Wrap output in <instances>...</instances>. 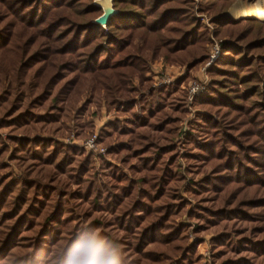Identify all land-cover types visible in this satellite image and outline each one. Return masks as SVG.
Segmentation results:
<instances>
[{
    "label": "trees",
    "instance_id": "trees-1",
    "mask_svg": "<svg viewBox=\"0 0 264 264\" xmlns=\"http://www.w3.org/2000/svg\"><path fill=\"white\" fill-rule=\"evenodd\" d=\"M236 0H204L221 54L196 100L187 171L198 206L195 234L214 232L220 264H264V10ZM94 0H0L1 127L12 133V161L22 176L0 182V264H71L91 242L115 250L122 264H194L184 211V181L170 131L182 120L179 82L150 89V63L187 72L207 59L208 29L192 0H112L105 27ZM254 17V18H253ZM256 17V18H255ZM261 20V21H259ZM263 20V21H262ZM138 79L142 91L133 87ZM90 90L128 115L99 141L124 139L107 155L128 168L33 134H54L71 94ZM6 147L0 138V172Z\"/></svg>",
    "mask_w": 264,
    "mask_h": 264
},
{
    "label": "rangeland",
    "instance_id": "rangeland-1",
    "mask_svg": "<svg viewBox=\"0 0 264 264\" xmlns=\"http://www.w3.org/2000/svg\"><path fill=\"white\" fill-rule=\"evenodd\" d=\"M203 2L204 0L198 1L197 10L195 9V4L193 2V13L194 17L202 25H204L209 32L210 40L206 47L207 59L202 64H200L196 70L192 72H187L184 68V73L182 74H180V70H178L177 72L168 73V69L163 67H183L169 66L164 64L162 60H156L160 61L163 67L158 71L159 73H154L152 70V65L156 61H153L150 63V70L146 73V78H148L149 81L147 84L144 83L143 86H147L150 89H157L166 86H173L179 82V88L183 93L185 101V113L182 120H180L170 131L171 143L173 144V152L164 157L165 162H171L175 160L177 167L180 170V174L182 175V178L184 180L179 188L178 193L184 203L185 209L180 215L175 217L174 222L177 225L187 227L189 229L187 235V246L195 245L196 247L194 264H220V261L213 260L211 249V240L218 236L214 232H201L199 234H195V223L192 219H190L189 215L191 210L197 207L198 204L190 192V183L193 178L187 171L188 159L186 157V153L188 151V145L186 143V140L192 129H195L197 127L196 120L198 114L203 113L202 109L197 105L196 100L204 95L207 91V87L210 82L208 70L218 60L221 54L220 53L216 60H214V62L206 68V64L210 56V50L213 45V40H216V42L219 43L220 52L221 40L216 39L213 35V27L211 23L212 17L206 11H202ZM262 5H264V1L262 0H236L228 8L226 14H228L229 18L235 20L247 18L234 17L233 15L241 8L246 7H250L252 10H264V8L258 7ZM166 79L172 80L173 83H167L162 86L158 85L159 82H163ZM203 80H206V85L204 87L203 93L189 100L188 88L190 84L194 82H203ZM5 87L6 86L0 88V95L4 92ZM133 87L138 91L137 95H133L134 97H137L142 93L143 90H141L140 88L138 79L133 82ZM101 97H96L94 96V94L92 95L90 90H88L87 92L84 91L83 93L71 94L68 100L69 108L67 109V112L63 114V117L59 119V126L55 127L54 134L40 132L37 134H33L32 137L40 135V137L53 140L58 144L80 149L84 153V156L91 157L93 162L92 170L96 172L99 171L101 163L105 161L112 165H115L118 168H121L126 174L129 175L128 168L135 164L134 160L130 161L127 164H124L122 157L116 159L107 155L108 147H113L118 142L125 140L122 138L118 139L113 136L110 140L106 139L102 140L101 142L99 141V138L105 126L115 122H119L120 124H122L128 119V115L120 113V109H117L116 107L108 108L105 100L101 99ZM2 120H5V117L0 114V124ZM15 135L16 133H12L7 127L3 128L0 126V138L2 139L3 144L6 147V152L2 157L3 169L0 172V182L2 179L4 180L10 177L13 179H17L22 176V173L12 161L13 147L11 137ZM94 137L95 147L90 150L86 147L85 144L88 140L93 139Z\"/></svg>",
    "mask_w": 264,
    "mask_h": 264
},
{
    "label": "clouds",
    "instance_id": "clouds-1",
    "mask_svg": "<svg viewBox=\"0 0 264 264\" xmlns=\"http://www.w3.org/2000/svg\"><path fill=\"white\" fill-rule=\"evenodd\" d=\"M71 264H122V262L115 250L93 241L76 254Z\"/></svg>",
    "mask_w": 264,
    "mask_h": 264
},
{
    "label": "built area",
    "instance_id": "built-area-1",
    "mask_svg": "<svg viewBox=\"0 0 264 264\" xmlns=\"http://www.w3.org/2000/svg\"><path fill=\"white\" fill-rule=\"evenodd\" d=\"M195 4V9L197 10L198 7V1L199 0H192ZM220 54V49H219V43L216 42V40H213V45L212 48L210 50V56L208 58V62L206 64V68L209 67L214 60H216V58L219 56ZM204 70V69H203ZM160 78V77H157ZM167 83H173L172 80L170 79H166L163 82H159L158 85L162 86L165 85ZM206 85V80H203V82H194L192 84H190L189 88H188V94H189V100L195 98L196 96L200 95L201 93H203L204 87ZM95 137L93 139H90L87 141V143L85 144L86 147L90 150H92L95 147V143H94Z\"/></svg>",
    "mask_w": 264,
    "mask_h": 264
},
{
    "label": "water",
    "instance_id": "water-1",
    "mask_svg": "<svg viewBox=\"0 0 264 264\" xmlns=\"http://www.w3.org/2000/svg\"><path fill=\"white\" fill-rule=\"evenodd\" d=\"M93 5L102 10L101 16L94 22L105 27L109 18L116 14L113 10L112 0H95ZM225 16L228 17V14H225Z\"/></svg>",
    "mask_w": 264,
    "mask_h": 264
},
{
    "label": "crops",
    "instance_id": "crops-1",
    "mask_svg": "<svg viewBox=\"0 0 264 264\" xmlns=\"http://www.w3.org/2000/svg\"><path fill=\"white\" fill-rule=\"evenodd\" d=\"M264 1V0H262ZM260 8H264V5L262 6H258ZM163 67L162 63L160 61H156L153 65H152V70L154 73H159L158 71ZM163 68H167L169 71L168 73H172V72H177L178 70H180V74L184 73V68H178V67H163ZM199 74V73H198Z\"/></svg>",
    "mask_w": 264,
    "mask_h": 264
}]
</instances>
